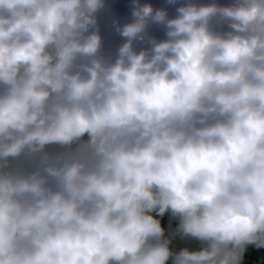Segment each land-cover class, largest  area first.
Listing matches in <instances>:
<instances>
[{
	"label": "clouds",
	"instance_id": "obj_1",
	"mask_svg": "<svg viewBox=\"0 0 264 264\" xmlns=\"http://www.w3.org/2000/svg\"><path fill=\"white\" fill-rule=\"evenodd\" d=\"M127 7L0 0V264L264 250V0Z\"/></svg>",
	"mask_w": 264,
	"mask_h": 264
},
{
	"label": "crops",
	"instance_id": "obj_2",
	"mask_svg": "<svg viewBox=\"0 0 264 264\" xmlns=\"http://www.w3.org/2000/svg\"><path fill=\"white\" fill-rule=\"evenodd\" d=\"M141 2H150L157 5H161L165 3V0H141ZM203 2H207V0H203ZM218 2L229 3L230 0H218ZM248 259L250 264H264V250L253 249Z\"/></svg>",
	"mask_w": 264,
	"mask_h": 264
},
{
	"label": "water",
	"instance_id": "obj_3",
	"mask_svg": "<svg viewBox=\"0 0 264 264\" xmlns=\"http://www.w3.org/2000/svg\"><path fill=\"white\" fill-rule=\"evenodd\" d=\"M109 2L116 4V10L121 15L128 14L129 10L127 5L131 3V0H109ZM105 34L110 40H113V42H115L114 38L111 36L107 28H105ZM157 34L162 35V33L159 32Z\"/></svg>",
	"mask_w": 264,
	"mask_h": 264
},
{
	"label": "built area",
	"instance_id": "obj_4",
	"mask_svg": "<svg viewBox=\"0 0 264 264\" xmlns=\"http://www.w3.org/2000/svg\"><path fill=\"white\" fill-rule=\"evenodd\" d=\"M252 251H253V248H250L249 251H248V254H247V256H246L245 264H250L248 258H249V255H250V253H251Z\"/></svg>",
	"mask_w": 264,
	"mask_h": 264
}]
</instances>
